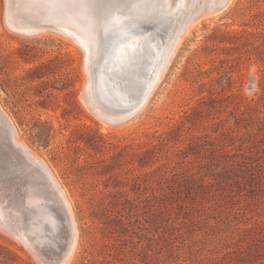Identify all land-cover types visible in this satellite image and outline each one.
<instances>
[{"label":"rangeland","instance_id":"1","mask_svg":"<svg viewBox=\"0 0 264 264\" xmlns=\"http://www.w3.org/2000/svg\"><path fill=\"white\" fill-rule=\"evenodd\" d=\"M152 1L119 9L170 30L189 6L204 15L140 111L119 121L126 113L93 102L99 92L115 105L93 84L89 28L56 20L52 0H0V113L69 203L67 264H264V0ZM7 138L0 114V264H44L19 199L31 189L46 202L35 192L47 185Z\"/></svg>","mask_w":264,"mask_h":264},{"label":"water","instance_id":"2","mask_svg":"<svg viewBox=\"0 0 264 264\" xmlns=\"http://www.w3.org/2000/svg\"><path fill=\"white\" fill-rule=\"evenodd\" d=\"M132 1L134 0H57L65 11L66 9L69 11L54 16L61 22L67 19L66 17H69L71 21L75 19L89 28V33L83 32L93 36L91 43L92 45L94 43L97 51L96 59L91 63L93 84L97 86L101 82V88L111 92L110 99L115 105L101 102L99 92V96L93 102L100 111L101 109H115L120 113H126V116L119 121L127 120L140 111L152 87L159 80V76L169 62L183 29L189 21L204 11L202 8L187 7L182 14L179 13L181 21L179 20L170 30L166 22L160 23L153 18L152 14L142 20L128 18L119 6ZM224 3L225 1L221 2L218 7H223ZM167 15L171 16L169 13ZM92 48L94 50V46ZM141 69L145 72L143 83L138 80ZM0 114L8 131L9 147L18 152L20 157L32 162L41 174L43 183L47 185L44 191L42 189L34 191L35 193L44 192L46 202L56 211L55 221L46 219L43 221L44 227L49 229L55 227L59 234L62 232L66 237L64 245L52 246L41 241L39 231L34 230L29 232L30 241L33 242L31 247L44 264H67L75 245V226L69 203L50 170L27 148L15 141L16 133L13 126L5 115ZM2 153L4 155V152ZM30 191L32 192L31 189L24 191L19 202ZM44 235L45 232L42 231L41 236Z\"/></svg>","mask_w":264,"mask_h":264},{"label":"bare ground","instance_id":"3","mask_svg":"<svg viewBox=\"0 0 264 264\" xmlns=\"http://www.w3.org/2000/svg\"><path fill=\"white\" fill-rule=\"evenodd\" d=\"M149 1V0H148ZM151 2H153L152 0H150ZM158 1V0H156ZM163 1V0H161ZM53 2V7L55 8V14H63V12L65 11V9L57 2V0H52ZM165 2V1H164ZM150 3V2H149ZM148 3V4H149ZM154 3V2H153ZM159 3V2H157ZM156 3V4H157ZM163 3V2H162ZM161 3V4H162ZM151 4V3H150ZM149 4V5H150ZM164 4V3H163ZM155 5V4H154ZM151 6V5H150ZM158 6V5H157ZM159 6L160 3H159ZM167 6V5H166ZM174 7V6H173ZM24 11H26L28 13V15H33L35 10L33 8V6L31 7H23ZM70 8V7H69ZM156 8V7H155ZM165 8V7H164ZM161 11H163V9ZM169 8V7H168ZM15 10V9H14ZM18 10H21V9H18ZM23 10H21L22 12H24ZM167 10V9H165ZM169 10L172 11V8H170ZM16 11V10H15ZM69 11V9H66L65 12ZM71 11H72V7H71ZM168 11V10H167ZM173 11H176V10H173ZM175 13V12H174ZM210 13V12H209ZM20 14V13H19ZM59 14V15H60ZM65 14V13H64ZM211 14V13H210ZM162 15V13H161ZM160 15V16H161ZM171 16H173V14H170ZM175 15V14H174ZM204 14L201 15V17H203ZM214 15V14H213ZM17 16V15H16ZM165 16V15H164ZM208 16V14H207ZM9 17V20L11 21L12 25L14 26V28H20L21 29H24L25 31H31L30 28H27L25 26H23L22 24L19 23L18 20L15 21V19L10 15H8ZM20 17V16H19ZM23 17V16H22ZM166 17V16H165ZM164 17V18H165ZM168 17V16H167ZM174 17V16H173ZM203 19V18H202ZM136 20V19H135ZM166 20H169V19H166ZM165 20V21H166ZM200 20V17L199 18H194L190 23H189V27H191V25L193 23H196V21H199ZM161 22V21H160ZM169 22V21H168ZM200 22V21H199ZM12 26V27H13ZM168 26V25H167ZM178 48V47H177ZM177 50V49H176ZM176 52V51H175ZM174 55V54H173ZM172 55V56H173ZM149 97V96H148ZM105 121V120H104ZM109 124V123H108ZM33 155L36 156L37 154L35 152H33ZM27 197L26 198H23V200H21V208H22V211H23V217H22V220L21 221H26L24 222L25 224H27V229H28V232H31V231H39V236L41 237V241H45L47 242L49 245H53V246H57L59 247V245H64V241H66V237H65V240H64V236L59 239L58 243L57 241H52V236H54L55 234L58 235L59 232L58 230L53 227V229H49V228H45L44 225H43V221H46L47 220H53L55 221V216L56 214H54L56 211L54 210V208L52 206H50V204L46 203L40 196H33L31 194H28L26 195ZM43 197L44 199L46 198V194L43 193ZM26 200V201H25ZM1 215V213H0ZM44 231L45 232V235L42 237L41 236V232ZM62 234V232H61ZM23 237H25V234L22 233ZM49 235V236H48ZM63 235V234H62ZM49 240V241H48ZM75 241H76V229H75ZM75 246V245H74ZM74 249V248H73ZM73 253V252H72ZM74 254V253H73ZM73 257V256H72Z\"/></svg>","mask_w":264,"mask_h":264}]
</instances>
